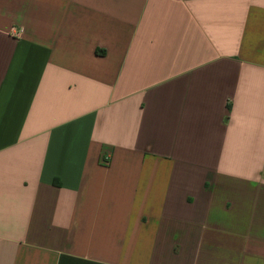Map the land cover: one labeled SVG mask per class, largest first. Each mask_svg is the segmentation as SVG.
I'll list each match as a JSON object with an SVG mask.
<instances>
[{"label":"crops","instance_id":"0c3cea01","mask_svg":"<svg viewBox=\"0 0 264 264\" xmlns=\"http://www.w3.org/2000/svg\"><path fill=\"white\" fill-rule=\"evenodd\" d=\"M0 264H264V0H0Z\"/></svg>","mask_w":264,"mask_h":264},{"label":"built area","instance_id":"2783aa9c","mask_svg":"<svg viewBox=\"0 0 264 264\" xmlns=\"http://www.w3.org/2000/svg\"><path fill=\"white\" fill-rule=\"evenodd\" d=\"M12 34L14 37L19 36V32L15 31L14 29H12Z\"/></svg>","mask_w":264,"mask_h":264}]
</instances>
